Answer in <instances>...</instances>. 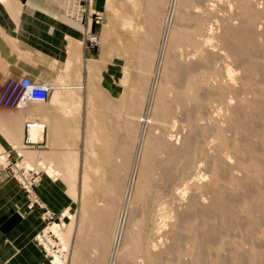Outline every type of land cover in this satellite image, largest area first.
Wrapping results in <instances>:
<instances>
[{"label": "rangeland", "instance_id": "obj_1", "mask_svg": "<svg viewBox=\"0 0 264 264\" xmlns=\"http://www.w3.org/2000/svg\"><path fill=\"white\" fill-rule=\"evenodd\" d=\"M123 1L117 12L120 19L125 16L120 33L135 34L127 23V4L123 14ZM173 1L167 3L160 48L152 59L151 81L143 93H134L129 68L125 69L122 84L126 91L119 105L133 108L142 99L144 106L137 104L125 128L105 131L106 136L113 132L116 138L130 139L135 151L137 163L127 211L123 208L130 179L125 189H82L84 228L80 201L77 213H67L70 221L62 218L64 227L49 224L44 209L54 212L38 193V189H48V177L55 174L54 164L49 165L46 156L48 145L21 153L27 167H36L41 174L35 193L44 207L36 206L42 210V231H53L60 240L54 242L61 249L55 250L58 254L44 250L50 264H55V256L63 264H88L89 258L109 264L120 220L123 233L117 264H144L138 247L147 240L169 259L176 254L166 264H264V0ZM168 25L167 47L148 108ZM58 88L53 106L60 107L65 100ZM6 119L12 121L0 114V121ZM40 123L48 126L42 131L43 138L63 132ZM142 129L145 137L140 146ZM122 148L116 145L118 151ZM187 148L190 151L184 154ZM92 149L89 145L87 153ZM4 153L8 152L0 149V155ZM8 180L24 189L13 177L0 184ZM93 204L104 214L111 206L112 215L113 209L116 212L111 241L107 240L110 226L105 219L99 225L100 233L106 235L103 250L94 253L88 238L82 236L91 232L86 217ZM175 234L179 236L176 243Z\"/></svg>", "mask_w": 264, "mask_h": 264}, {"label": "crops", "instance_id": "obj_2", "mask_svg": "<svg viewBox=\"0 0 264 264\" xmlns=\"http://www.w3.org/2000/svg\"><path fill=\"white\" fill-rule=\"evenodd\" d=\"M63 1L0 0V86L11 77L55 87L45 103L50 106L31 103L23 109L0 110L12 118L11 122L0 121V149L11 153L14 160L26 161L21 153L26 150L24 126L29 121L46 122L51 129L63 131L40 140L48 145L46 156L49 165L54 164L55 174L48 177V189H38V193L48 209L62 215L66 223L72 212L77 213L80 201L83 227L82 189H125L129 182L135 165L130 139L116 138L113 132L106 136L105 131L125 128L137 104L144 106L142 99L133 108L119 105L126 91L122 81L129 68L136 95L151 81L168 0H124L123 14L127 4V23L135 34L122 35L119 26L125 16L120 19L117 15L122 0H89V15L83 23L67 14ZM95 13L102 17L101 25L95 24ZM87 29L101 35L95 50L84 49ZM135 82L146 85L138 87ZM56 87L63 92L64 106H53ZM89 145L91 153H87ZM116 145L123 148L118 151ZM8 181L0 184V264H50L35 242L45 225L42 210L30 209L24 191ZM92 206L86 217L91 232L82 236L88 238L94 253L101 251L106 238L99 228L105 219L110 226L107 240L111 241L116 212L113 209L112 215V206L106 214L98 205ZM95 262L104 264L99 259L87 260L88 264Z\"/></svg>", "mask_w": 264, "mask_h": 264}, {"label": "built area", "instance_id": "obj_3", "mask_svg": "<svg viewBox=\"0 0 264 264\" xmlns=\"http://www.w3.org/2000/svg\"><path fill=\"white\" fill-rule=\"evenodd\" d=\"M64 5L68 10L67 14L76 21L83 23L87 20V16L89 15V0H65ZM94 21L96 25L102 24V19L98 14L95 15ZM100 42V34L88 29L85 30L84 49L86 51L97 49ZM53 90L54 86L35 83L29 78L15 79L10 77L0 86V108L23 109L28 107L31 103L45 104L49 102ZM41 126L43 125L38 122L31 121L26 123L24 135L25 148L40 147V140H32L31 130L32 128H38ZM43 129L45 130L44 126ZM12 177L24 186V189L22 190L26 194L28 207L30 209L36 206L44 208L35 193V187L41 181L40 171H36V167H27L24 160H14L11 153H7L6 158L0 161V181L2 182ZM43 215L49 224L58 222L64 227L62 215H53L47 209H44ZM40 234L41 237L37 238L36 241L40 248L47 252L45 243H48L49 238L51 239L52 250H61L54 246V242L58 239L53 232L49 231L45 235L44 231H42ZM47 253L50 255L49 252Z\"/></svg>", "mask_w": 264, "mask_h": 264}, {"label": "bare ground", "instance_id": "obj_4", "mask_svg": "<svg viewBox=\"0 0 264 264\" xmlns=\"http://www.w3.org/2000/svg\"><path fill=\"white\" fill-rule=\"evenodd\" d=\"M3 1V0H2ZM175 1V0H174ZM173 1V2H174ZM199 1V0H198ZM199 2H201V1H199ZM212 2V1H211ZM64 3H65V0H64ZM175 3V2H174ZM222 3V2H221ZM244 3V2H243ZM172 5V4H171ZM211 5V4H210ZM215 5V4H214ZM217 7V6H216ZM231 7V6H230ZM173 8V7H172ZM214 8V7H213ZM212 8V9H213ZM232 8V7H231ZM198 9V8H197ZM170 10H171V8H170ZM200 10V9H199ZM202 11V10H201ZM67 12H68V10H67ZM172 13H173V10H172ZM171 13V14H172ZM220 14V13H219ZM169 20V19H168ZM170 21V20H169ZM200 26V25H199ZM211 27H212V25H211ZM169 25L166 27V29H165V31H164V35H163V41H162V46H161V49H160V55H159V60H158V64H157V69H156V72H155V75H154V80H153V85H152V91H151V96H150V98H149V101H148V108H149V106H150V103H151V99H152V94H153V92H154V88H155V86H156V81H157V77H158V68H159V66L161 65V63H162V59H163V57H164V54H165V51H166V47H167V37H168V34H169ZM201 30H203V29H201ZM211 30V29H210ZM203 32V31H202ZM201 32V33H202ZM211 32V31H210ZM208 40H210V39H208ZM215 41V40H214ZM211 42V41H210ZM201 46V45H200ZM205 46V45H204ZM202 48V47H201ZM196 49V48H195ZM197 49H199V48H197ZM213 49H215V48H213ZM205 51V50H204ZM198 53H200L199 51H197ZM212 55V54H211ZM215 55V54H214ZM218 56V55H217ZM213 59V58H212ZM183 60V59H182ZM194 63V62H193ZM196 63H198V62H196ZM195 65V64H194ZM196 66V65H195ZM196 68V67H195ZM229 68V67H228ZM232 73V72H231ZM236 73V72H235ZM232 75V74H231ZM230 78V77H229ZM195 79V78H194ZM54 89H55V87H54ZM239 91V90H238ZM215 105V104H214ZM147 108V109H148ZM217 113V112H216ZM7 120V119H6ZM7 122H8V120H7ZM29 122H31V121H29ZM32 122H38L39 124H41L40 122L41 121H32ZM42 125V124H41ZM44 126V128H46V125L44 124L43 125ZM43 126H41V127H38V128H32V130H31V134H32V140L33 141H35V140H39V139H41V140H44V138H43V135H42V131L44 130L43 129ZM26 127V126H25ZM48 129V128H47ZM24 133H25V128H24ZM47 133V132H46ZM144 134H145V129H142V132H141V139H140V142L141 143H139V145L141 146L142 145V140H143V138L145 137L144 136ZM188 151H190V149L189 148H187L186 150H184V154L185 153H187ZM6 155H7V153H4V154H2V155H0V161H2L3 159H5L6 158ZM138 157V156H137ZM137 157H136V160H137ZM175 162V161H174ZM135 163H137V161L135 162ZM136 170V164H135V166H134V168H133V172H132V175H131V178H130V182H129V185H128V188H127V192H126V195H125V204H124V211H127L126 209L128 208V205H129V203H130V198H131V193H132V187H133V183H134V171ZM170 175H171V173H170ZM195 178V177H194ZM186 192V191H185ZM163 199H167V198H163ZM162 199V200H163ZM174 199V198H173ZM161 201V200H160ZM176 201V200H175ZM151 202V201H150ZM174 203V202H173ZM176 203V202H175ZM158 205V204H157ZM163 206V207H162ZM162 206H160L161 207V209L162 208H164V206L166 207V205L164 204V205H162ZM157 207V206H156ZM160 209V208H159ZM159 209H158V211H159ZM123 211V212H124ZM154 211V210H153ZM162 211V210H161ZM50 212V211H49ZM164 212V211H163ZM51 214H53V215H56V214H54V213H52V212H50ZM122 214H125V213H122ZM157 214H159V213H157ZM160 214H162V213H160ZM56 216H58V215H56ZM161 216V215H160ZM165 217V216H164ZM121 219H122V217H121ZM124 219V218H123ZM123 221V220H122ZM57 225L58 226H61L58 222H57ZM150 229V228H149ZM160 230V229H159ZM153 231H155V229L153 230ZM157 231V230H156ZM51 232H53V231H51ZM45 235H46V230H45ZM122 233H123V223H121V220H120V224H119V228L117 229V233H116V236H115V241H114V249H113V254H112V256H111V260H110V263L109 264H117V261H118V251H119V247H120V243H121V238H122ZM159 233V232H158ZM53 234L58 238V236L53 232ZM153 234H155V233H153ZM41 235V234H40ZM38 236L37 238H40L41 236ZM154 237H155V235H153ZM153 236H151V238H154ZM178 237L179 236H177L176 234H175V236L173 235L172 236V238H173V241L175 240V243H176V241L178 240ZM37 238H36V241H37ZM58 240H59V238H58ZM155 240V239H154ZM60 241V240H59ZM49 243V244H48ZM48 243H45V247H46V249H47V252H50V251H52V252H56L57 254H58V252L57 251H53L52 250V248H51V239H49L48 238ZM156 244H153V242H148V240H147V242L146 243H144V244H142V242L139 244V247H138V250H139V252L140 253H142L143 254V259H140V257H138L139 259H140V261H141V263H144V264H166V262H167V260L169 259L168 257H167V255L165 254V253H160L158 250H157V247L155 246ZM175 250V249H174ZM176 252V251H175ZM176 254H172L171 255V258L170 259H175L176 257ZM53 256V255H52ZM61 257V256H60ZM62 258V257H61ZM169 259V260H170ZM55 264H63L62 263V261L60 260V258L58 257V256H55V262H54ZM140 263V262H139Z\"/></svg>", "mask_w": 264, "mask_h": 264}]
</instances>
